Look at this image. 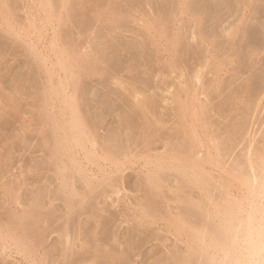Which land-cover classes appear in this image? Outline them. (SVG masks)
<instances>
[{
  "label": "bare ground",
  "instance_id": "obj_1",
  "mask_svg": "<svg viewBox=\"0 0 264 264\" xmlns=\"http://www.w3.org/2000/svg\"><path fill=\"white\" fill-rule=\"evenodd\" d=\"M19 1L23 2L28 11H25V19L18 21L15 17V0H0V35L4 33L10 35L9 37L15 40L13 43H16L25 55L32 59L31 62L34 61L32 64H36L40 70L38 75L40 84L38 86L32 84L38 87L33 92V100H36L37 102H34L38 105L34 107L36 111L34 115L31 114V120L37 125L40 124L41 127L45 125L39 131L42 143L39 146L46 154L47 161H43L46 164L42 165V163L39 168L48 165L46 167L57 179V186L55 185L54 191L49 189L51 190L49 196L46 195L47 192L44 195V191L41 190V195L49 199L44 203L41 201L45 198L39 200L36 195H33L35 192L29 194L33 198L25 202L23 197L27 195L24 196L21 193L25 182L22 174L23 178L19 180L17 178L15 185H3L4 191H0V264H123V262L134 264L133 255L131 259V253L134 252V248L130 246L131 240L128 238L129 240L126 239L128 241L124 242L123 237L121 240L125 244L119 243L117 241L119 235L116 233H113L115 235V239L112 240L113 245L111 237L106 236L109 240H105L110 241L109 243L101 240L102 237L100 239L98 236L102 235L99 234V230L102 231L108 221L104 220V225H101L102 219L100 220L96 215L98 219L92 213V207L95 210L94 202L97 203L99 200L98 195L104 193L102 190L110 188L112 191H105L107 195L110 193L117 196L121 193L116 184L119 182L117 177L123 174L126 162L131 159H138L142 164L137 172L139 175L137 179L139 177L138 184L141 189L139 190L143 192V195L135 208L134 205L132 207L128 205L131 202L124 201L128 203L129 210L132 209L131 212L128 210L126 213L133 212L132 215L129 213L128 215L135 218L132 220V217L130 221H136L137 229L141 227L144 229H141L142 231L145 229L149 231V227L153 229L155 227V230L159 232V235L156 233L158 242H164V237L168 240L169 236H173L175 239L173 244L180 243L184 246L175 245L174 251L170 248L173 252L169 251L171 253L167 252L166 256L164 255L166 258L162 257V259L165 258L161 260L164 264L166 262H169L168 264L171 262L173 264H264V256H261L254 231L246 247L233 244L235 229L239 222L249 221L251 218L254 225L259 219L261 209L264 208V141L253 145L255 139L249 137L251 133H254V137L261 133L260 128L254 127L260 105L258 100L263 98L262 90L259 93V89L255 92V87L251 90L249 82L239 86L234 92H222V87L226 90L232 86L233 79L227 81L228 79L224 80L219 76L224 73V66L226 67L230 62L233 65L235 60L232 57H227V61H223L225 59L223 57L219 60L218 55L212 50L220 36L226 44H238L235 40L239 37L242 42H245L243 41L245 36L250 39L244 31L247 32L245 24L249 23L246 11H250L253 3L250 6L249 1L253 2V0H235L236 10L241 7V14L238 10L236 13L234 10L233 12L236 16L240 15V18L238 23L235 24L237 21L235 18L233 25L228 29L226 27L224 35H221L223 31L220 29L221 26L218 27L221 34L216 30L220 35L214 31L210 32L214 33L213 36L204 34V30L201 29L204 19L202 11L200 10L199 13L196 8V10L193 9L196 11L193 13L189 0H180L181 4L178 2L182 22H179L180 18H177L178 13L175 14L176 17L172 14L173 12L170 13L169 16H173L169 19L164 14L166 20L157 17L159 14L155 18L154 15L153 19L152 17L143 19L142 33L144 35L142 36L147 39L151 36L152 45L156 47V55H158V41H164L165 51L170 55L167 64L169 62L171 66L180 68L186 65L184 63L189 55L186 53L188 50L185 46L186 34L189 35L191 32L193 40L196 39L198 44L196 49L189 45L196 51L193 52L196 68L192 79L194 83H190L183 71L178 78V85L175 87L170 83L172 86L167 87L166 92L163 90L164 95L161 97L155 94L139 93L134 86L130 88L131 92L135 93L134 99L128 101L132 115L134 114L137 118V127L133 126L138 133L134 135V137L138 136L135 142L127 140L131 137L121 142L120 139L123 138L121 133H116L117 135L113 138L107 137L108 140L99 139L98 128L95 125L93 127L92 123L89 124L90 118L87 119L81 107H84L83 102L80 103L84 99L80 98L82 96L79 95V85L85 77L98 76V74L102 76V73H106L103 69L104 55L100 56V53L96 52L93 56L91 53L82 52L83 50L78 51V48H74L75 43L73 47L72 43L66 40L68 33L65 35L67 38L63 36L65 30L75 25L74 17H77L75 11L79 6L101 26H108L115 31L123 19L132 17V13L113 3L112 7L111 2L105 6L103 0ZM249 15L251 16L250 12ZM251 17L254 18L255 14ZM225 19L220 24H223ZM178 22L183 25H178ZM188 24L191 25L188 28L193 27L190 32L187 30ZM174 26L178 27L175 32L172 31V28L175 30ZM262 30L264 32V28ZM243 45L244 43L240 45V48ZM228 46L227 48L230 47ZM246 46L248 44L242 48ZM237 47L235 50L239 51ZM250 48H246L249 53ZM191 49L190 51H193ZM257 49L250 53V57L242 51L247 56L245 62H249L247 60L251 58L254 63L253 57H258L260 53ZM227 51L230 50L227 49ZM156 58L158 59L157 56ZM205 69H209L208 72L212 76L203 83L204 74L205 78L207 75ZM32 70H30L31 73L35 69ZM33 74L31 75L34 76ZM29 79L31 80L30 77ZM37 80L35 78L34 81L38 82ZM16 84L17 80L9 93L0 87V104L12 103L16 108L10 110L9 117L19 116L21 112L19 104H17L19 108L15 104L24 88ZM253 90L256 94L252 93ZM219 93L222 101L213 104L211 95ZM160 101L167 104V107L163 109L167 112L166 117L173 121L167 128V120L163 123L164 120L160 114H157ZM235 112L238 114H233ZM128 114L125 113L124 120L121 119L125 122L119 128L121 132L124 131L123 129L131 128L129 125L131 122L127 119L134 118H131L130 113ZM216 116L217 119H214ZM4 120L0 123L1 127L2 124L8 123V120ZM221 120L228 122L223 135L219 134ZM158 143L161 144L162 151H158L160 150ZM244 143L247 145L241 152L229 160L235 150ZM121 144H124V147L121 146V148ZM9 154L11 156V153ZM5 156L2 155L1 158L5 159L9 155ZM3 161L1 160L2 163ZM77 180L83 183L84 191L76 188ZM37 194H40L39 191ZM41 195L38 196L41 198ZM121 199L124 200V198ZM88 201L93 205L88 204ZM59 202L61 204L57 207L60 206L61 211L55 209V203ZM84 216L90 220L94 219L95 231H93L94 228L92 232L86 230L88 229L87 221L82 219ZM93 221L87 223H91L92 227ZM83 228L86 234L87 231L89 234H81ZM141 230L139 231L142 232ZM52 235L58 237L57 243L55 240V244L49 246L48 243L52 240L54 242L55 239L51 238L50 241L49 238ZM119 244L125 247L122 248L121 245L120 248ZM172 247L175 248L174 245Z\"/></svg>",
  "mask_w": 264,
  "mask_h": 264
},
{
  "label": "rangeland",
  "instance_id": "obj_2",
  "mask_svg": "<svg viewBox=\"0 0 264 264\" xmlns=\"http://www.w3.org/2000/svg\"><path fill=\"white\" fill-rule=\"evenodd\" d=\"M103 1H104L103 3L105 4V6L108 5L107 3L111 2V4L112 3L116 4L117 6L126 10L127 12L130 11L132 13V17L131 18L128 17V19H123L120 22V25H118V29L115 31L112 28H108V26L106 27L101 26L100 23H97L90 15H87L86 13H84L79 6V8L77 7L75 11L76 12L75 15H77V17L75 16L76 18L74 17L75 25H71L72 28L69 27L70 30L69 29H67L68 31L65 30L66 32H63V36L67 38V36L65 35H67L68 33V38L66 40L72 43L73 47L75 43L74 48H78V51L83 50L82 52L88 53V54L91 53V55L93 54V56L96 52L100 53V56L104 55L102 60L104 59L103 62L105 64L103 65V69L106 70L105 71L106 73L105 74L102 73V76L101 74L100 76L98 74V76L93 75L90 77H85L83 80H81L80 85H79L80 86L79 89L81 90V91L79 90V93H80L79 95L82 96L80 98L81 100L84 99L80 103L82 104L83 102L84 107H86V109L83 106L81 107L83 108L84 114L85 116H87V119L90 118L88 119L89 124L92 123L93 127L95 125V127L98 128L97 133L99 135V139L108 140L107 137L109 138V136H111L113 138L114 135L115 136L117 135L116 133H119V134L121 133L123 137L120 139L121 142L123 139L126 140L128 137H131V138L127 140L135 142V138L137 139L138 136L134 137V135L136 136L138 135V133H136L137 131L133 126L137 127V118L135 117L134 114L132 115L133 112L131 111V106L128 103V101L130 102L134 99L135 93L131 92L130 88L134 86L139 93L146 94V95L155 94L161 97L164 95L163 90H165L166 92L167 87L172 86L170 85V83L173 84L175 87L178 85V82H179L178 78L181 76L183 71L185 75L189 78L190 83H194L192 79L194 78V72L196 68L194 66L195 60H193L194 59L193 56L195 53L193 52H196L195 49L198 43L196 39L193 40L191 32H190L193 27L188 28V26H191L190 24H188L187 30L190 33L189 35L186 34L185 43L187 44L185 46L188 49L186 53H189V55L185 54L186 56L188 55L184 63L186 65H184V67L181 66L179 68L177 66H171L169 62L167 64V61L170 55L167 51H165L164 41L162 42H159L160 40L158 41L159 43L158 55H156L155 53L156 47L152 45V42L150 40L152 39L151 36L149 37V39H147L146 37L144 38V36H142L143 19L145 18L149 17V19H151L152 17L153 19L154 15H155L154 16L155 18L159 14L157 17H160L166 20L164 14L168 16L167 19H169L171 16L178 13L177 14L178 17L176 15L175 16L177 18H180L179 22H182L183 19L182 17H180L181 15L179 14L180 4H181L180 0L179 1L178 0H103ZM225 1L226 2L228 1V2L226 3ZM262 1L263 3L261 4ZM178 2L180 4H178ZM189 2H191V5L189 4L190 6H192L191 10L193 9L196 10L197 8V11L199 13L202 11V15L204 19H203V24H202L201 29L204 30L203 31L205 32L204 34L208 33L207 35L209 36H213L214 33H217L219 31H220L219 33L221 34L220 29L223 30L221 35H224V30L226 29V27L228 29L230 26L233 25L232 22L234 23L235 18H237L236 19L237 21H235V24L238 23L239 21L240 15L238 16L237 14L238 16L237 17L235 13L237 12V10H238V13H240L241 7L240 8L238 7V9L236 10L237 2L235 3V0H189ZM14 3H15L14 7H16L15 17H17L18 21L21 19L24 20L26 17L25 14L28 11V9L26 10V7L25 5H23V2H20L19 0H15ZM249 3H250V6L253 3L249 12L251 13V16L252 14L253 16L255 14V17L254 18L251 17L249 15V12L246 11L247 16H249V23H247L248 22V17H247L246 23L248 24V26L247 24H245L246 27L244 26L247 32L244 31V33H246V35H249L250 39H248L247 38L248 36H245L244 34V36L247 39L244 38L243 41H245L246 43L242 42L241 38L239 37L237 40H235L238 44L231 43L232 45H235V46H232L231 44H228V43L226 44L225 40H223L221 36H220L221 39L220 37L217 39L218 37L217 36L216 39L219 41L215 39L217 43L215 41V44L212 47L213 48L212 50L215 51V53L218 55L219 60H221L222 57L225 58L223 61H227L226 59L227 57H232L235 60L233 65L230 62V64H227L226 67L224 66L223 68L225 69L224 73H222V75L219 76V77H222L224 80L228 79L227 81H230L231 79H233L231 81L232 86L226 90L222 87V90H223L222 92L224 93H229L231 91L234 92L235 90L238 89L239 86H242L249 82H250L251 90L256 88L257 90L255 89V92H257L259 89L258 93L262 90L263 98L262 100H258L260 105H259V108H258L259 110H258L257 117H256V125L254 127L255 129L260 128L261 133L256 134L255 137H254V133H251L249 135L250 139H253V138L255 139L253 145H258L262 141H264V36H263L264 32L262 30V28H264L263 26L264 25V16H263L264 15V8H263L264 0H256V1L253 0V2L249 1ZM111 4H110V7H111ZM113 4H112V7L114 6ZM174 8L176 9L178 8V9L176 10ZM195 10H193L194 11L193 13L196 12ZM233 10L235 11V13L233 12ZM254 11H256L257 14ZM170 13H172L173 15L169 16ZM38 14L39 12L37 13V15ZM228 16H230L229 19H228ZM222 17L223 19L226 18L225 20L226 21L228 20V21L226 22L224 20L223 24L222 23L220 24V22L223 21ZM250 18H252V20H250ZM250 21L251 22L253 21V22L251 23ZM179 22H178V25H183V23H179ZM261 25L262 27H260ZM177 26H174L175 30L172 28L173 32H175L178 29ZM249 26L253 28L250 29ZM218 27H220V29H218ZM250 30L252 32H248ZM211 31L212 32L214 31V33H210ZM9 36L10 35H7L5 33L0 35V62L3 61L1 62L2 65L0 64L1 65L0 66V83H1L0 87L6 93H9L11 92L12 88H14L13 86H15V82L17 80L16 85L17 86L19 85L21 88H24L23 90L25 92L21 90L22 94L18 97L19 100L16 101V104H15L16 107H18L17 104H19V107H20V108L18 107L21 111L19 116H14V117L8 116L10 115L8 114L10 113V110L16 109L13 107L14 105L12 103H8L7 105H4L3 103L0 104V116H1L0 121L3 117L2 122L0 123H3L4 118H6L4 121L8 120V123L2 124V127L0 126V153L3 156H5V154L6 156L9 155L8 157L5 156L6 158H8V159L5 158L6 161L5 159H3L4 157L1 158L2 155H0L1 160H4L3 163L0 160V191H4L3 185L5 184L8 186H11V184L12 186L15 185L17 181L19 180V178H23L21 176L22 174L25 177L24 179L25 182L22 185L21 193L24 194V196L27 195L26 197H23L25 202H28L29 198L31 200L32 196L30 197V195L32 194V192H35L36 194L33 193V195H36V197H38L39 200H42L43 198L46 199V197L49 196V194L51 193V190L54 191L56 189L57 179L54 178L53 172L48 167H46L48 165L43 166V168H39V166L41 167L42 165L46 164V162H43V161H47V158H45L46 154L41 149L42 147L40 148L42 143H41V136L39 135V131L42 128H44L45 125L41 127L40 124L37 125L35 124L36 122L31 120L32 115H34V112L36 111L35 108L38 105V103H35L37 101L33 100L34 99L33 92L36 91V89L38 88L37 87L38 84H40L39 82L40 76H38L40 74L39 73L40 70L37 68L36 64L35 65L32 64L34 63V61L31 62L32 59L29 58L27 54L25 55V53L16 45V43H13V41L15 42V40ZM187 36H188V39H187ZM220 41L224 43L221 44ZM240 42L244 43V45L241 46V48H240V45H242V43ZM247 44L248 46H246V48L254 47L255 50L257 48L260 50L258 57H253L254 63L252 62L251 58H250L251 63H250L249 58L247 60L249 62H245L247 56L250 57V53L253 52L254 50L253 48L252 50L250 48V53H249L248 49L242 48V47H245V45ZM78 45L80 46L76 47ZM189 45L194 47L195 49H193ZM227 46L230 49L227 48ZM231 46L233 47L232 49H231ZM188 47L190 49L192 48L191 50L193 51H190ZM236 47L238 48L239 51L235 50ZM97 49L99 51H97ZM227 49L230 51H227ZM241 49H243L242 51L244 52V54H247V56L243 54ZM244 50L247 52L245 53ZM156 56L158 57V59L156 58ZM152 60H154L155 62ZM32 69L33 70L35 69V70L33 71ZM30 70H32L33 73L35 72L34 74L36 76L33 73H31ZM208 70L209 69H205V72L207 75L205 78V74H204L203 83H205L206 80L210 79L209 77L212 76L210 72H208ZM31 74H33L34 76H32ZM29 77L31 78V80L29 79ZM231 77H234V78H231ZM27 78L29 80H27ZM35 78L36 80L38 79L37 80L38 82L34 81ZM32 84H35L37 86L32 85ZM128 85H130V87ZM32 86L34 87L33 89H32ZM252 93H254V90ZM136 96L141 97V95H136ZM220 96H221L220 93L211 95L213 104H217L218 102L222 101V97ZM159 103H160L159 108H158L159 113L157 112V114H160V117L164 120L163 123H165V120H167V126H166L167 128L171 125L173 121H170L169 118L166 117L167 112L163 109L167 107V104L164 103L163 101H160ZM162 110L163 112H161ZM127 112L131 114L130 115L131 118L135 119V120L132 119L134 123L130 118L127 120L128 121L130 120V122L134 125H132L129 122L130 123L129 125L131 128L128 127L127 130L123 129L124 131L121 132L119 131V128L122 125V123H125L124 121L122 122L121 119L124 120L125 113L129 115ZM161 113H164L165 117H164V114L162 115ZM233 114H238V113L235 112ZM214 119H217V116ZM221 121H222V124L220 127L219 134L223 135L226 129L225 126L228 125V122H225L224 120H221ZM130 129H133V130L131 131ZM250 132H254V131L250 130ZM132 138H134V140H131ZM111 145L113 146L114 143L112 142ZM158 145H159L158 148L160 150L158 149L156 150L162 151L161 150L162 147H160L161 144L158 143ZM246 145L247 143H244L242 146H239L235 150V153L230 157L229 160L233 159L236 155H238L241 152V150L244 148V146ZM121 146L124 147V144H121L120 147ZM133 147L136 148V146H133ZM154 148H157V147H154ZM7 152L11 153V156ZM106 164H109V163H106ZM141 165L142 164L138 161V159H133V160L131 159L130 161H127L123 174L122 175L120 174V176L117 177L119 182H117L116 184L118 185V189L121 191V193L116 196L114 194L110 195V193L107 192L108 193L107 195L105 191H112V190L110 188H106V190L105 189L102 190L104 191V193H102L103 195L102 194L98 195L99 200L97 201V203L94 202V205H93L92 203H90V201H88V204L90 203L91 205L95 206V210H93L94 207L91 206L92 213L93 215L95 214V216L97 215L100 218V220L102 219L101 220L102 224L100 223L101 225H104L106 220L108 221V222L106 221L107 223H105L106 227H104V229L101 228V230L103 229L102 231L99 230L100 228L98 229L99 234L103 235V236L98 235L100 236V239L102 237L101 240L106 241L105 239L109 240V238L111 237L112 238L111 244L113 245L114 242L112 240L115 239L114 234L116 233V235H119L117 238V241L119 243L122 242L123 244H125L124 242L128 241L129 239L131 240V242L130 241L129 242L132 244L130 243L129 244L130 246L132 245L131 248L132 247L134 248V249L132 248L134 250L133 252L134 254L131 253V259L133 255L132 262H135L134 264L136 263L137 264H157V263L160 264L161 262L162 264H164V262L161 260L166 258L165 256L167 252L171 251V249L174 251L176 249L175 245H179L182 247L184 246L182 244L180 245V243L173 244L175 242V239L173 236H169L168 240H166V237L162 236L164 237L163 238L164 242H158L157 240L158 236H156V233L158 234L159 232H157L158 230L157 231L155 230V227L154 229L152 227H149L150 230L151 229L155 230V231L152 230L151 231L152 233L150 232V230L148 231L147 229H145V231L147 230L148 232L142 231L144 229L139 227L140 228L139 230L142 229L141 230L142 232H140L137 229L138 225L136 226L135 224L136 221H130L133 216H129V215H132L133 212L130 213L132 209L129 210L130 207H128L127 204L131 202V204H128V205L129 206L131 205V207L132 205H134L133 207L135 208L136 203L141 199L143 195L142 194L143 192L140 191L141 189L139 188V184H138L139 177L137 179V176H139L137 175V172L140 170ZM106 169H109V168H106ZM82 184L83 183L80 182V180L75 181V186L77 189H80L79 191L85 190L84 185ZM49 189L51 190L49 191ZM41 190L44 191L43 192L44 195H45V192H47L46 197L44 195H41ZM38 191L40 194H37ZM38 195H41L42 197L40 198ZM109 195L111 196L110 198L108 197ZM120 198H124V200L122 199L120 200ZM45 199H43L41 202H44V201L47 202L49 200L48 197H47V200ZM117 199H118V202H116ZM124 201L126 202L129 201V202L125 203ZM123 203H125V205ZM60 204L61 202L55 203V209H58V211H61V209H59L60 206L57 207ZM128 210L130 211L128 212L129 215L128 213H126ZM123 211H125V213H123ZM84 217H82V219L84 221L86 220L87 222H91L94 220L92 218L91 220L88 219L87 216L85 218ZM97 218L95 219L98 220L99 218L98 219ZM132 220H135V218L133 217ZM87 222H86V227L88 229L86 230H90L92 232V229L94 228L93 231H95V226H96L95 222L93 221L94 225H92V227L90 226L91 223H87ZM100 227H103V226H100ZM85 228L81 229V234L84 233L85 235H87L89 234V231H87V234H86ZM132 231L136 233H133ZM149 232L151 234L155 232L154 233L155 235L153 234L154 237ZM106 236L109 238H107ZM123 237H124V240H123ZM51 238L52 239L55 238L54 242ZM56 238L58 239V237L55 235L50 236L49 239L50 241L51 240L52 241L48 243L50 244L49 246H52L51 244L53 243L55 244ZM154 238H156V240H154ZM118 239L120 240L122 239L124 242ZM108 240L106 242L109 243L110 241ZM56 243H57V240H56ZM172 244L175 247L174 249L172 247L173 246ZM121 245L122 244H119L120 248H121ZM179 246L178 248H180L181 250H184V248L179 247ZM124 247L125 246L122 245V248ZM132 249L131 251H133ZM162 257H165V258L162 259ZM168 263L166 262L165 264H168ZM123 264L125 263L123 262ZM170 264H173V263L171 262Z\"/></svg>",
  "mask_w": 264,
  "mask_h": 264
},
{
  "label": "clouds",
  "instance_id": "obj_3",
  "mask_svg": "<svg viewBox=\"0 0 264 264\" xmlns=\"http://www.w3.org/2000/svg\"><path fill=\"white\" fill-rule=\"evenodd\" d=\"M253 231L259 245L261 256H264V208L261 209L258 221L253 225L251 218L249 221L241 220L235 229L233 244L246 247L251 238Z\"/></svg>",
  "mask_w": 264,
  "mask_h": 264
}]
</instances>
